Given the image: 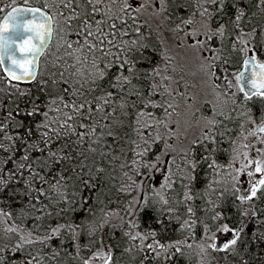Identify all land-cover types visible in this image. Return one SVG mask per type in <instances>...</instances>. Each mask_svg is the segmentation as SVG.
I'll use <instances>...</instances> for the list:
<instances>
[{"label":"snow or ice","instance_id":"6c2138e0","mask_svg":"<svg viewBox=\"0 0 264 264\" xmlns=\"http://www.w3.org/2000/svg\"><path fill=\"white\" fill-rule=\"evenodd\" d=\"M12 2L0 20V264H179L193 245L196 264H264L249 255L264 244V15L251 10L264 0ZM53 40L66 51L45 76ZM193 65L196 84L177 73ZM12 81L35 86L14 94Z\"/></svg>","mask_w":264,"mask_h":264},{"label":"rangeland","instance_id":"374dc122","mask_svg":"<svg viewBox=\"0 0 264 264\" xmlns=\"http://www.w3.org/2000/svg\"><path fill=\"white\" fill-rule=\"evenodd\" d=\"M22 2H25V0H21ZM30 1H35L37 3H42L44 2V0H28V2ZM15 2H19V0H15ZM255 14H256V9H251ZM258 15L260 16L259 18L261 19V16L264 15V13L258 11ZM146 19H148L150 22H153V23H158V19L156 17H149L147 14L143 15ZM254 20H255V17H254ZM260 21V20H259ZM245 23L247 24L248 23V17H245ZM255 23V22H254ZM254 26V24L252 25ZM258 39V37H257ZM66 51L65 48L63 47H60L59 49L57 48V42L55 40L52 41L51 43V46H50V49L47 51V53L45 55H43L41 57V60H40V72L45 74L46 76V73L49 72V71H55V69L52 67V64L54 62V60L56 58H59V57H62L63 56V53ZM256 54L258 56L259 59L261 60H264V46H260V47H257L256 49ZM174 59H173V63L176 64V65H183L185 63H187L188 61L186 60V53H183V52H179V50H175L173 49V53H172ZM64 59H67V57H63ZM240 64H241V60L239 63H237L235 66L237 68L240 67ZM177 73H179L180 75H183L185 80H188L190 83L192 84H196L200 81V79L202 78L201 74L197 71V69L195 68V66H191L188 70L184 71V72H180V69L179 67H177ZM43 78V77H42ZM233 82H235L234 78H233ZM241 99H243V96L241 94ZM246 127H250V125H247ZM243 137H237V139H242ZM251 139H254V137H249V141ZM225 147H228V145H225ZM255 152L253 151L251 153V155L255 156ZM218 160L222 163V164H227L229 162V154L228 153H223L221 154L219 157H218ZM237 166H239V162H237ZM228 171H230L229 169H224L222 168L219 175L224 179V180H227L228 179ZM242 179H246L247 176H246V173H244L241 177ZM201 183H203V180L201 181ZM230 186V185H229ZM219 190V189H218ZM239 193H237L238 195ZM215 199V196L213 197ZM203 202L202 201H197V204L198 206L201 205ZM201 213H198V215H200ZM212 231H215V229H212ZM119 234V233H117ZM219 233H217V236H218ZM224 233H222V237L219 239L220 241L219 242H222L224 236H223ZM201 235V232L198 230L197 231V237H199ZM172 239H179V235L176 234V233H172V236H171ZM218 242V243H219ZM198 251L196 250V247L195 245H193V249L192 250H189V254L192 255V260L191 261H194L196 263V259H197V256L195 254V252ZM119 253V252H118ZM135 255V253H125L123 255H120L119 257V262L122 263V264H133V261H132V256ZM215 256H218L216 254H213ZM138 264V262H137Z\"/></svg>","mask_w":264,"mask_h":264},{"label":"trees","instance_id":"16d2710c","mask_svg":"<svg viewBox=\"0 0 264 264\" xmlns=\"http://www.w3.org/2000/svg\"><path fill=\"white\" fill-rule=\"evenodd\" d=\"M16 3V2H15ZM18 4H23L24 2H22L21 0H19V2H17ZM29 4H39V6H42V3H37L35 1H30L28 2ZM251 3L254 4L255 3V0H251ZM15 5L12 0H0V18L1 16L11 7ZM4 6H7V8L5 9ZM252 9H256V15H255V21L254 22H259L260 20V16L258 15V9L255 8V7H252ZM141 19H145V20H148L146 19L143 15L141 17ZM148 22L150 24L153 25V27H155V23L153 22H150L148 20ZM147 29H145L146 31ZM154 39V38H153ZM158 59V57H157ZM13 83V93L16 94L17 90L15 88V85L16 84H19V83ZM35 86V82L33 81L32 83L30 84H19V87L21 89L23 88H29V87H34ZM7 88V82H6V77L3 75L1 69H0V89H6ZM0 100H4V93L3 92H0ZM8 102L5 100V104H7ZM2 113H0V118H2ZM126 198V197H125ZM2 207H5V209L7 210L8 206L7 205H0ZM257 206H259V202L257 203ZM15 207L16 205H13V212H14V215H15ZM219 210V209H218ZM228 211L232 212L233 213V218L234 219H238V215L236 213V209L235 208H229ZM145 219H147V217H145ZM56 221H53V223H55ZM229 223H231V221H229ZM257 227L255 221H253L246 229L247 233H251L255 228ZM230 234H223L224 236V240L227 239L229 237ZM172 236V233L169 234V237L171 238ZM218 237L221 238L222 237V233H219L218 234ZM53 243L54 244H59V241L58 240H53ZM65 247H68L69 248V251H72L71 247L69 245H65ZM101 247V245L99 243H97L95 245L94 248L90 249V250H83L82 251V255L87 258V256H90L91 255V252L92 251H95L96 248H99ZM45 251H50V249H45ZM120 250L118 249L117 252H119ZM213 254H216L218 255L219 257H223L224 256V253L223 252H220V253H213ZM17 256L19 255V253L16 254ZM249 255H255L256 256V259L259 260L261 258H264V244H253V246L251 247V251L249 252ZM11 258H15V257H11ZM58 261H59V264H82V262L76 258V259H73L71 257H66V254L65 253H61V256L57 258ZM231 259V258H230ZM196 264L194 261H188L187 259H180L179 260V264ZM119 264H122L119 262ZM175 264V262H174ZM212 264H215V261L212 262Z\"/></svg>","mask_w":264,"mask_h":264},{"label":"water","instance_id":"95a60500","mask_svg":"<svg viewBox=\"0 0 264 264\" xmlns=\"http://www.w3.org/2000/svg\"><path fill=\"white\" fill-rule=\"evenodd\" d=\"M14 6H15V5H14ZM14 6H12V7H14ZM12 7H10L7 11H10ZM7 11H6V12H7ZM6 12L3 14V16L6 15ZM3 16L1 17L0 20L3 19ZM250 54H251V53H250ZM240 66H242V60H241V64H240ZM0 68H1V71L3 72V74L5 75V77H7V74L3 71V67L0 66ZM7 79H10V78H7ZM12 82L21 83V84H29V83H32L33 81H19V82H17V81H12ZM219 239H220V238H219ZM219 241H220V240H219ZM219 241H218V242H219ZM223 241H224V239L222 240V242H223Z\"/></svg>","mask_w":264,"mask_h":264},{"label":"bare ground","instance_id":"6f19581e","mask_svg":"<svg viewBox=\"0 0 264 264\" xmlns=\"http://www.w3.org/2000/svg\"><path fill=\"white\" fill-rule=\"evenodd\" d=\"M193 264V263H192Z\"/></svg>","mask_w":264,"mask_h":264},{"label":"flooded vegetation","instance_id":"af4514ba","mask_svg":"<svg viewBox=\"0 0 264 264\" xmlns=\"http://www.w3.org/2000/svg\"><path fill=\"white\" fill-rule=\"evenodd\" d=\"M255 21V20H254Z\"/></svg>","mask_w":264,"mask_h":264}]
</instances>
